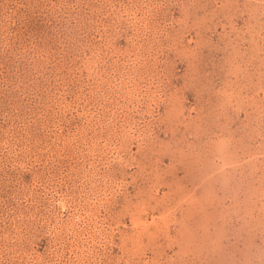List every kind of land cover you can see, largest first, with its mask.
Masks as SVG:
<instances>
[{
    "label": "rangeland",
    "instance_id": "1",
    "mask_svg": "<svg viewBox=\"0 0 264 264\" xmlns=\"http://www.w3.org/2000/svg\"><path fill=\"white\" fill-rule=\"evenodd\" d=\"M0 264H264V0H0Z\"/></svg>",
    "mask_w": 264,
    "mask_h": 264
}]
</instances>
